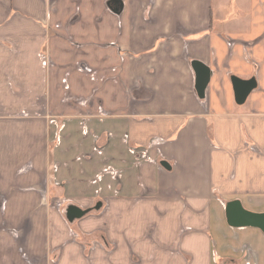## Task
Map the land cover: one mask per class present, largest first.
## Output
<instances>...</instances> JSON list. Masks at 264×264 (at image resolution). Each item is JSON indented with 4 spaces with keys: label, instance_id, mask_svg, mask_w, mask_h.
Listing matches in <instances>:
<instances>
[{
    "label": "crops",
    "instance_id": "crops-1",
    "mask_svg": "<svg viewBox=\"0 0 264 264\" xmlns=\"http://www.w3.org/2000/svg\"><path fill=\"white\" fill-rule=\"evenodd\" d=\"M231 201L264 213V0H0V264H264Z\"/></svg>",
    "mask_w": 264,
    "mask_h": 264
},
{
    "label": "water",
    "instance_id": "water-1",
    "mask_svg": "<svg viewBox=\"0 0 264 264\" xmlns=\"http://www.w3.org/2000/svg\"><path fill=\"white\" fill-rule=\"evenodd\" d=\"M193 67L196 71V88L198 94L203 97L205 89L210 80L211 70L210 68L200 61H193ZM234 84L236 101L242 103L247 98L248 94L256 86L254 78L249 80H243L237 76L232 77ZM102 206V202H98L92 208H82L76 204H69L66 208V218L73 222L76 219H80L92 210H98ZM226 213L229 224L232 226H256L264 231V213H254L248 211L242 207L239 201L228 202L226 207Z\"/></svg>",
    "mask_w": 264,
    "mask_h": 264
}]
</instances>
